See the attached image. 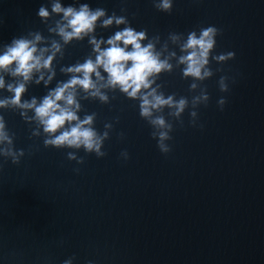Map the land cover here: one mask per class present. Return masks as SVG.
<instances>
[{
    "label": "water",
    "instance_id": "95a60500",
    "mask_svg": "<svg viewBox=\"0 0 264 264\" xmlns=\"http://www.w3.org/2000/svg\"><path fill=\"white\" fill-rule=\"evenodd\" d=\"M43 2L0 0V44L44 29L35 15ZM88 2L119 12L120 0ZM126 3L134 26L162 38L199 25L222 29L215 52L234 50L236 57L213 61L223 71L202 82L210 94L198 109L203 128L189 124L186 110L183 125L173 121L171 152L162 154L136 101L120 94L111 106L85 101L98 113L97 128L120 119L105 141L107 154L79 150L78 164L67 158L71 149L30 139L20 116L4 110L26 154L19 164L0 161V264H62L68 257L74 264H264V0H176L170 14L151 0ZM86 52L82 42L68 49L73 59ZM225 74L235 79L221 92ZM161 82L167 93L194 94L179 68ZM43 92L32 85L25 98ZM221 96L228 98L223 110Z\"/></svg>",
    "mask_w": 264,
    "mask_h": 264
},
{
    "label": "clouds",
    "instance_id": "9594fccd",
    "mask_svg": "<svg viewBox=\"0 0 264 264\" xmlns=\"http://www.w3.org/2000/svg\"><path fill=\"white\" fill-rule=\"evenodd\" d=\"M159 12L172 13L176 0H151ZM44 29L29 28L0 44V161L19 164L24 148L15 145L16 133L9 127L4 110L17 113L30 129V139L42 138L44 147L71 149L66 155L78 164L84 162L79 150L98 158L107 153L105 141L110 138L114 121L97 128L96 111H88L85 101L109 105L117 94L136 101L139 116L152 128L162 154L172 150L173 121L183 125V114L189 113V124L203 128L198 109L207 105L210 94L202 82L236 57L234 50L215 52L222 29L215 24L199 25L187 32L168 31L150 34L147 27H136L129 16L126 0H120L119 12L103 6L93 7L88 0H45L35 11ZM0 18V24H3ZM47 33V34H46ZM107 33V34H105ZM86 43L83 56L71 58L68 49L74 43ZM179 68L182 79H190L189 98L167 93L161 76ZM234 77L221 75L217 81L221 92L230 90ZM32 85L43 86L42 95L27 98ZM227 96L217 100L223 110ZM123 139L125 133L121 131ZM120 157L130 154L122 149ZM0 162V171L3 170ZM79 172V169H74ZM68 257L62 264H74ZM87 264H96L88 260Z\"/></svg>",
    "mask_w": 264,
    "mask_h": 264
}]
</instances>
